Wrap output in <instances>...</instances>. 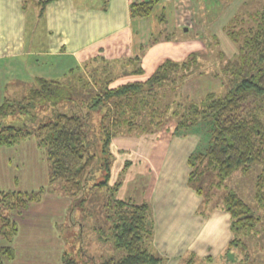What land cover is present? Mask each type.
I'll list each match as a JSON object with an SVG mask.
<instances>
[{
  "label": "trees",
  "instance_id": "16d2710c",
  "mask_svg": "<svg viewBox=\"0 0 264 264\" xmlns=\"http://www.w3.org/2000/svg\"><path fill=\"white\" fill-rule=\"evenodd\" d=\"M156 2L132 3L130 15L147 17ZM257 2L253 11L238 12L224 27L225 34L237 48L235 56L227 59L220 69L230 82L224 93L210 91L198 102L190 103L181 99L180 102L172 98L167 100L165 87L175 84L176 75L182 73L180 79L183 80L200 67L197 55L190 54L183 61L164 60L143 81H127L114 88L110 87L114 78H100V70L92 69L90 74H97L94 84L100 89L91 97L87 94L89 100L82 97L84 113L69 107L70 113L56 112L53 118L39 123L35 129H28L25 124L0 125V146L11 147L34 136L48 163L47 187L30 192L2 191L0 208L25 210L30 203L42 198L46 188L53 189L55 185L77 197L84 192L88 176L96 166L103 168L104 178L95 186H108L113 162L109 150L111 140L118 135L154 134L168 118L174 119L172 134L175 136L185 135L206 122L211 125L207 149L190 154L187 160L190 168L188 184L197 194L202 195L196 181L203 174L204 165L216 172L218 183L236 171L247 173L251 168H258L254 198L264 208V0ZM78 72L71 71L68 75L73 76L72 81L81 88L82 78L76 74ZM130 74L142 75L143 69L136 65ZM201 74L204 73L198 75ZM83 78L88 87L89 80ZM63 81L36 78L21 101L4 100L0 105V118L28 110L35 103H51L55 108L65 102L73 104L70 99L76 86L68 80ZM176 91L174 87L171 89L177 96ZM101 106L105 112L99 122V138L91 141L87 139L86 116ZM120 186V181L110 186L104 209L109 237H105L101 229L99 237L110 241L123 254L98 264H160L163 259L152 246L153 221L149 205L119 199ZM222 203L220 208L229 215L232 235L225 255L232 257L233 249L238 247L247 258L243 240L253 236L260 218L252 215L246 202L234 192H228ZM16 232L17 224L10 217L0 215V234L10 238ZM13 259L14 252L10 247H0V264ZM62 259L63 264H77V259L67 253Z\"/></svg>",
  "mask_w": 264,
  "mask_h": 264
},
{
  "label": "crops",
  "instance_id": "0c3cea01",
  "mask_svg": "<svg viewBox=\"0 0 264 264\" xmlns=\"http://www.w3.org/2000/svg\"><path fill=\"white\" fill-rule=\"evenodd\" d=\"M144 1L149 0H0V92L13 85L11 77L19 75L22 80L15 82L32 86L40 56L43 63L50 64L43 76L54 80L81 71L78 66L103 56L121 60L124 69L138 65L142 75L145 66L151 67L152 73L164 61H160L163 49H167L166 60L183 61L190 54L199 58L204 30L211 33L212 26H222L255 0H157L147 17L133 18L131 4ZM215 5L224 11L219 9L222 16L211 19L210 7ZM199 140L193 131L182 136L170 131L118 135L111 140L109 183L121 182L119 199L151 205L153 250L166 264H180L183 256L198 252L200 258H211L209 253L217 243L203 236L214 215L222 220L225 230L216 253L224 252L231 240L228 213L218 208L214 214L201 215L202 196L188 184L187 160ZM135 174L150 175L152 181L144 183V178ZM132 181L138 185L132 186ZM144 186L147 194L141 190ZM50 197L56 198L46 193L42 200ZM177 202L186 203L181 213L184 218L177 220L178 224L174 219L180 213L174 215L175 210L169 209ZM64 207L61 209L66 211ZM161 216L162 225L158 223Z\"/></svg>",
  "mask_w": 264,
  "mask_h": 264
},
{
  "label": "rangeland",
  "instance_id": "374dc122",
  "mask_svg": "<svg viewBox=\"0 0 264 264\" xmlns=\"http://www.w3.org/2000/svg\"><path fill=\"white\" fill-rule=\"evenodd\" d=\"M257 4L258 2L255 0L245 11H253ZM219 9L220 6L218 7V5H215L213 8L210 7L212 12L209 13V18L221 17L222 14L219 12L222 8ZM221 11L223 12L224 10ZM209 18L208 21L210 20ZM229 21H224L222 26H212L211 33L209 29L204 30L205 39L202 40L201 45H198L199 53L202 54L198 58V65L200 67L197 66L193 74L190 76L187 75L183 80L180 79L183 77L181 76L182 73L176 75L175 84H168L165 87L168 101H171L172 98L179 102L180 99L181 101L189 103L198 102L210 91L218 94L227 91L230 87L229 78L220 73V69L226 63L227 59L230 60L237 52L235 44L228 38L224 31V27ZM201 26L198 27V31L201 30ZM163 46L164 43L161 49ZM165 54H167V49H163L161 54L163 57H161L160 61L166 60L165 56L167 55ZM42 60L43 58L40 56L38 61L35 62V71L33 70L34 72H31L36 74V78L39 75L40 78L47 79V76L43 75L47 72L50 64L43 63ZM78 67L81 68V71L76 74H79L82 78L79 82L82 85L81 88L76 84V81H72L74 79L73 76L68 75L61 79L62 81L68 80L76 86L74 89L75 92H73L74 95L70 99L73 101V104L65 102L62 106L60 105L55 108L51 103H35L28 110H22V112L17 111L14 115L0 118V125L25 124L28 129H35L39 123L48 120L51 116L53 118L56 112L70 113L69 107L80 113H84L86 109L83 108V102L81 100L83 98L89 100L100 89L99 86H95L94 84V79H97L98 76L94 73L90 74L92 69L96 68L98 71L100 70V78H105L106 76L110 77L108 79L114 78V82L110 84L111 88L127 83V81H143L149 76L152 70L151 67L145 66L144 75L134 76L130 74V70L134 69L136 65L133 68L124 69L121 60H113L109 56L95 58L91 62ZM200 72L204 74L198 75ZM83 77L89 80L88 87ZM11 78L13 79L11 83L13 85L8 86L0 92V98L2 97L0 105L3 104L5 99H9L15 103L21 101L28 93L29 87H31L26 88L25 85L28 84H20L14 81V79H17V81L22 80L20 75ZM23 86L25 87L23 88ZM173 87L177 89V96L171 92ZM104 112L105 109L101 106L91 110L89 116H86L85 128L87 130L88 140H98L100 134L98 131L99 122ZM174 126V119L168 118L161 126L162 128L157 130V132L170 131L173 133ZM210 129V123L206 122L197 125L192 130L200 136V140L198 141L199 145L194 149V152H204L207 149L210 143ZM157 142L161 146L162 141L157 139ZM109 150L111 151V147ZM202 171L203 174L196 181V186L200 188L202 193L203 203L200 209L201 215L217 212L216 210H219L218 208L223 204L222 199L224 196L228 192H234L246 202L251 210V214L260 218V223L257 225L253 236L249 240L246 241L242 238L243 242L246 243L245 252L249 256L246 258L243 252L240 251V248L237 247L233 249L231 257V255H225V252L216 253V249L221 245V241L225 237V230L222 220L219 221L216 218L217 216L214 215L211 217L213 222L204 231L205 235L203 236L205 240L213 239L217 243L209 253L211 258L205 260V258H200L201 254L199 252L192 253L194 254L193 256L192 254L189 256L186 255L187 257L183 256L180 264H264V208L259 206L254 198L259 169L251 168L247 173L236 171L220 183H218L219 180L214 170L204 165ZM103 174L104 170L102 167H94L88 176L87 186L84 192L77 197L68 195L59 185H55L53 189L49 188L47 190L46 188L45 191L47 194H54L55 199L50 197L45 201L42 200L45 193L38 202L30 203L25 210L17 212L0 208V215L10 217L17 224V232L14 236L8 238L0 234V247H10L14 252V259L5 262V264H63L62 257L66 253L76 258L77 264H98L105 259L118 258L123 254L116 250L110 241L101 240L103 237H99L102 235L101 230L105 237H109L107 235L109 234V225L105 218L104 209L109 199L110 186L115 184L113 183L114 181H111L106 187L99 188L95 186L104 178ZM47 175L48 163L45 158V153L38 146L34 136H30L11 147L0 146V192L8 190L30 192L38 190L41 187L45 188L47 187ZM135 176L137 178H144L143 181L147 184L152 181L150 175L141 177V175L135 174ZM133 184L138 185L137 181H132V186H134ZM137 189L140 190V187H137ZM141 190L146 191L147 194V186L142 187ZM131 192L133 193L132 189ZM146 194L145 197H147ZM182 203L177 202L176 205L172 204L171 208L169 206V209L175 210L174 215L177 214L178 216L180 213L174 219L176 223L177 220L181 222L184 218L181 216V213L186 203ZM64 206L66 207V211L62 210ZM48 207L51 208L50 212L47 211ZM177 208L179 210L176 212ZM150 218H152V214ZM160 220L158 223L162 225V220H164L163 216H161ZM252 261L253 263H251ZM165 262L162 261L160 264H166Z\"/></svg>",
  "mask_w": 264,
  "mask_h": 264
},
{
  "label": "water",
  "instance_id": "95a60500",
  "mask_svg": "<svg viewBox=\"0 0 264 264\" xmlns=\"http://www.w3.org/2000/svg\"><path fill=\"white\" fill-rule=\"evenodd\" d=\"M186 30V29H185Z\"/></svg>",
  "mask_w": 264,
  "mask_h": 264
}]
</instances>
